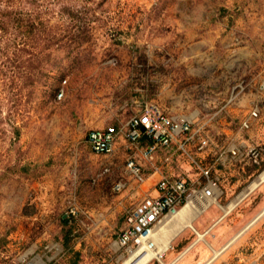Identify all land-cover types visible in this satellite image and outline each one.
Listing matches in <instances>:
<instances>
[{
  "label": "rangeland",
  "instance_id": "1",
  "mask_svg": "<svg viewBox=\"0 0 264 264\" xmlns=\"http://www.w3.org/2000/svg\"><path fill=\"white\" fill-rule=\"evenodd\" d=\"M151 103L209 146L143 162L140 187L124 147L96 155L86 135ZM201 169L218 194L147 263L264 264V0H0V264H126L130 210L162 175L201 190Z\"/></svg>",
  "mask_w": 264,
  "mask_h": 264
},
{
  "label": "built area",
  "instance_id": "2",
  "mask_svg": "<svg viewBox=\"0 0 264 264\" xmlns=\"http://www.w3.org/2000/svg\"><path fill=\"white\" fill-rule=\"evenodd\" d=\"M63 96L62 90L58 98L62 99ZM258 116L259 109H253L243 126L248 128L249 121ZM204 132L203 127H195L192 120L172 115L161 106L151 103L119 126L109 125L89 130L86 143L96 155H110L123 146L131 154L127 156L126 170L136 184L142 187L147 180L143 162L152 163L160 152H165L164 163L168 165L176 153L188 155L187 147L197 140L198 149L202 151L209 146ZM250 152L255 158L259 156L258 151ZM232 154L236 156L238 152L233 150ZM153 170L155 174L161 172L156 165H153ZM210 172L209 169H201L206 183L199 191L184 178L160 176L155 184L156 194L142 198L130 210L127 226L119 235L120 246L128 253L137 250V258L143 257L149 250L148 247H143L144 243H149L151 248L157 246L152 231L162 220L189 202L193 205L196 200L216 197L220 190L219 178H212ZM126 186L127 183L120 180L114 190L119 193Z\"/></svg>",
  "mask_w": 264,
  "mask_h": 264
},
{
  "label": "bare ground",
  "instance_id": "3",
  "mask_svg": "<svg viewBox=\"0 0 264 264\" xmlns=\"http://www.w3.org/2000/svg\"><path fill=\"white\" fill-rule=\"evenodd\" d=\"M264 181V172H262L259 177H257V179L254 180V182L252 183V186L250 188H253V187H256L260 182ZM250 190V189H249ZM248 190V191H249ZM190 203V202H189ZM186 204L181 210L179 209L177 212L173 213L171 217L168 218V220L166 222H164V224L162 225L161 228V231H158L156 228L158 226H161V222L153 231V236H155V239L158 237L159 233L160 232H163L162 230L169 224H171L174 220L176 219H182L184 221V218H186V215L188 214V212L190 211L191 209V204ZM170 216V215H169ZM188 218V217H187ZM187 222V221H186ZM187 226H191L190 222L187 223ZM165 228V229H166ZM157 230V231H156ZM160 240H163V239H160ZM167 241V240H166ZM163 242V241H162ZM165 242H163L164 244ZM170 243V242H169ZM162 244V243H160ZM143 247H148L149 250L147 251V253L143 256V257H139V259L135 262V264H147V262L151 259V258H154V257H157L159 256V254L161 252H163L164 250L167 249L168 245H167V242H166V245H162L161 247L158 246L159 249H154L156 246H154L153 248L150 247V244L149 243H144ZM139 256V253L138 251H134L130 254V258L127 259L125 261L126 264H130L132 261H135L136 259ZM135 259V260H134ZM128 261V262H127Z\"/></svg>",
  "mask_w": 264,
  "mask_h": 264
},
{
  "label": "crops",
  "instance_id": "4",
  "mask_svg": "<svg viewBox=\"0 0 264 264\" xmlns=\"http://www.w3.org/2000/svg\"><path fill=\"white\" fill-rule=\"evenodd\" d=\"M122 147H123V146H122ZM161 153L164 154V155L166 156V153H165V152H161ZM159 154H160V153H159ZM159 154H158V156H157L156 159H155L156 163H157V161L159 160V158H161V157L159 156ZM155 193H156V192H155ZM165 228H166V227H165ZM165 228H164V229H165ZM159 231H161V230H159ZM157 245H158V244H157ZM149 262H150V261H149ZM149 262H148V263H149ZM148 263H147V264H148Z\"/></svg>",
  "mask_w": 264,
  "mask_h": 264
}]
</instances>
